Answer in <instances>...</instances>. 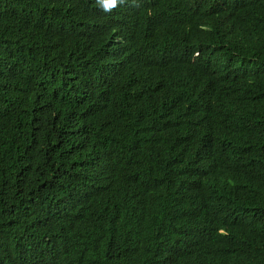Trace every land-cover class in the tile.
Wrapping results in <instances>:
<instances>
[{
    "label": "trees",
    "instance_id": "16d2710c",
    "mask_svg": "<svg viewBox=\"0 0 264 264\" xmlns=\"http://www.w3.org/2000/svg\"><path fill=\"white\" fill-rule=\"evenodd\" d=\"M0 264H264V0H0Z\"/></svg>",
    "mask_w": 264,
    "mask_h": 264
},
{
    "label": "clouds",
    "instance_id": "9594fccd",
    "mask_svg": "<svg viewBox=\"0 0 264 264\" xmlns=\"http://www.w3.org/2000/svg\"><path fill=\"white\" fill-rule=\"evenodd\" d=\"M123 2L124 0H97V3L102 7L104 12L112 11Z\"/></svg>",
    "mask_w": 264,
    "mask_h": 264
}]
</instances>
